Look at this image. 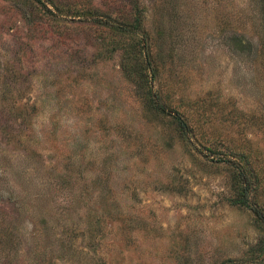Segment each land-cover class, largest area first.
Masks as SVG:
<instances>
[{"label":"rangeland","instance_id":"1","mask_svg":"<svg viewBox=\"0 0 264 264\" xmlns=\"http://www.w3.org/2000/svg\"><path fill=\"white\" fill-rule=\"evenodd\" d=\"M240 172L264 0H0V264H264Z\"/></svg>","mask_w":264,"mask_h":264},{"label":"trees","instance_id":"2","mask_svg":"<svg viewBox=\"0 0 264 264\" xmlns=\"http://www.w3.org/2000/svg\"><path fill=\"white\" fill-rule=\"evenodd\" d=\"M237 48L240 49L241 51H244V42H243V36H237ZM148 66H151V63L148 58ZM153 70V68H152ZM154 73V71H153ZM157 100H153V108L159 112L162 113L164 111V106H162L159 102V95L156 94ZM177 121L179 122L181 128L184 129V125L181 119L177 118ZM232 165V163H231ZM240 178L242 180V188L240 190V198L236 200L235 203L238 205L245 207L247 209H250L257 217L258 221L264 225V215L255 207L253 206L250 201H249V191H250V186H251V179L246 176L243 172H240ZM258 256V257H257ZM256 257L261 258V262L263 261L264 258V238L260 241L259 245L257 246V251H256Z\"/></svg>","mask_w":264,"mask_h":264}]
</instances>
